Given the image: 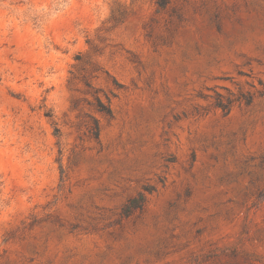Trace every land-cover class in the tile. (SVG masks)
Wrapping results in <instances>:
<instances>
[{"label":"rangeland","instance_id":"374dc122","mask_svg":"<svg viewBox=\"0 0 264 264\" xmlns=\"http://www.w3.org/2000/svg\"><path fill=\"white\" fill-rule=\"evenodd\" d=\"M0 264H264V0H0Z\"/></svg>","mask_w":264,"mask_h":264},{"label":"trees","instance_id":"16d2710c","mask_svg":"<svg viewBox=\"0 0 264 264\" xmlns=\"http://www.w3.org/2000/svg\"><path fill=\"white\" fill-rule=\"evenodd\" d=\"M248 103H251V100L249 99L248 101H247ZM220 108H222L224 111H226V112H229V110H230V108H229V106L227 105H222V104H219L218 105ZM97 129H98V127H97ZM139 201V202H138ZM142 201H143V197H140V199L139 200H134V201H132V203H130L131 205L132 204H135V206L134 205H132L133 207H131L132 209H137V208H140L141 207V203H142ZM136 203H137V205H136ZM130 205V206H131Z\"/></svg>","mask_w":264,"mask_h":264}]
</instances>
